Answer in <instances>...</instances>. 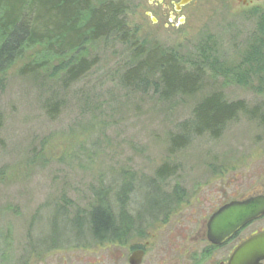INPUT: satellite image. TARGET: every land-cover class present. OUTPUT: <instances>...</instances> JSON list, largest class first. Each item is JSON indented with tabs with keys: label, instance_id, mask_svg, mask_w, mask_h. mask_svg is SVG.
<instances>
[{
	"label": "rangeland",
	"instance_id": "374dc122",
	"mask_svg": "<svg viewBox=\"0 0 264 264\" xmlns=\"http://www.w3.org/2000/svg\"><path fill=\"white\" fill-rule=\"evenodd\" d=\"M127 1L128 24L140 43L177 52L186 66L207 41L221 63L236 66L261 35L262 12L238 10L230 0H196L183 10L185 22L169 27L162 0ZM39 50L28 51L9 71L0 96V264H125L132 246L154 233L163 232L156 245L167 247L168 229L154 224V209L215 208L251 191L264 192V126L257 119L241 115L220 138L200 136L169 151L171 133L192 118L204 94L221 90L229 100L244 99L254 107L264 103V92H258L264 77L240 83L208 71L196 96L161 101L152 86L142 92L118 85L128 59L122 46L91 49V59L97 55L94 68L69 88L47 77L19 75ZM51 98L59 99L54 117L44 108ZM163 164L175 174L158 182ZM123 172L136 177L127 208L138 215L144 238L132 232L124 245L100 243L79 223L86 221L95 190L110 187L117 203L116 191L130 182ZM177 186L182 201L164 206L162 195L175 194ZM259 226L264 219L252 227ZM148 251L145 264L165 254L154 246Z\"/></svg>",
	"mask_w": 264,
	"mask_h": 264
},
{
	"label": "trees",
	"instance_id": "16d2710c",
	"mask_svg": "<svg viewBox=\"0 0 264 264\" xmlns=\"http://www.w3.org/2000/svg\"><path fill=\"white\" fill-rule=\"evenodd\" d=\"M129 13L127 0H0V96L8 83L9 71L35 48L40 49L41 53H37L41 55L24 64L19 75L36 80L47 77L69 88L94 68L97 55L91 59V49L122 46L128 59L127 68L117 74L118 85L142 92L152 86L161 101L196 96L208 71L228 79L237 78L240 83L247 82L252 75L264 77V11L261 35L236 66L221 63L208 48L212 47L209 41L207 46H198V59L191 65L187 61V66L177 52L159 45L147 49L130 28ZM43 54L47 56L42 57ZM263 89L264 86L259 94ZM58 105L59 99L51 98L44 108L54 117ZM241 115L257 119L264 126V103L250 107L244 99L229 100L221 90L210 91L198 100L192 118L178 124L176 132L171 133L169 151L182 150L200 136L220 138L227 126ZM2 123L0 111V128ZM123 174L130 182L128 188L122 186L116 191L117 203L110 197V187L95 190L86 221L79 223L100 243L120 240L135 230L138 215L127 207L136 177ZM174 174V168L163 164L155 179L164 182ZM174 192L166 197L162 195L164 206L172 205V199L175 204L182 201L180 187Z\"/></svg>",
	"mask_w": 264,
	"mask_h": 264
},
{
	"label": "flooded vegetation",
	"instance_id": "af4514ba",
	"mask_svg": "<svg viewBox=\"0 0 264 264\" xmlns=\"http://www.w3.org/2000/svg\"><path fill=\"white\" fill-rule=\"evenodd\" d=\"M234 7L238 10L250 11V12H263L264 0H230ZM181 0H162L161 8L163 16L167 17V26L169 27L173 22L178 20H186V16L182 14L183 10L190 6L196 0L190 2L185 6L179 7ZM157 20V18H155ZM264 196V192L261 193H245L236 199H231L215 208H157L153 210L155 225H161L163 228H167V234L164 239H167V247L164 245H156V241L160 240V235L163 232L154 233L151 235L152 240L145 239L139 242L135 246H132L131 253L128 256L125 264H131V256L134 253L141 252L142 260L140 264H145V257L148 254L149 248L154 246L157 251H164L165 254L161 257V261L158 263L150 264H229L230 259L236 249L251 237L264 232V226L253 228L252 226L264 219V216L254 220L237 232L231 237L226 239L223 243H213L209 238V222L215 213H217L224 205L238 200L245 201L252 197ZM157 214V215H155ZM162 216L158 217V216ZM160 218V219H159ZM138 221V217H137ZM134 232L137 239H143V231L139 226L135 227ZM132 232L130 235L125 236L120 240L113 241L124 245L127 243L128 238H132ZM162 237V236H161Z\"/></svg>",
	"mask_w": 264,
	"mask_h": 264
},
{
	"label": "water",
	"instance_id": "95a60500",
	"mask_svg": "<svg viewBox=\"0 0 264 264\" xmlns=\"http://www.w3.org/2000/svg\"><path fill=\"white\" fill-rule=\"evenodd\" d=\"M194 0H181L179 7ZM264 216V196L245 201H232L215 213L209 222V238L213 243H223L248 223ZM142 253L131 256V264H140ZM229 264H264V232H261L243 244L232 255Z\"/></svg>",
	"mask_w": 264,
	"mask_h": 264
}]
</instances>
